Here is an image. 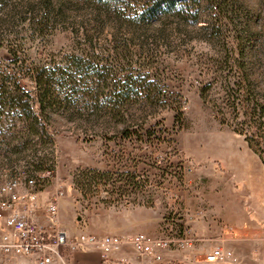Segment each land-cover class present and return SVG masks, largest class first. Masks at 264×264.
Wrapping results in <instances>:
<instances>
[{
    "label": "rangeland",
    "instance_id": "1",
    "mask_svg": "<svg viewBox=\"0 0 264 264\" xmlns=\"http://www.w3.org/2000/svg\"><path fill=\"white\" fill-rule=\"evenodd\" d=\"M155 1L0 0V72L27 90L35 86L15 74L13 51L24 67L81 55L151 83L111 114L96 108L103 82L89 73L80 106L51 112L44 132L23 134L21 120L3 119L0 170L51 171L34 190L46 208L65 201L73 234L98 235L135 206L156 209L161 232L187 231L184 192L192 193L189 179L216 147L246 145L264 160V0H179L180 13L136 21L135 9ZM89 169L113 174L76 185L75 173Z\"/></svg>",
    "mask_w": 264,
    "mask_h": 264
},
{
    "label": "crops",
    "instance_id": "2",
    "mask_svg": "<svg viewBox=\"0 0 264 264\" xmlns=\"http://www.w3.org/2000/svg\"><path fill=\"white\" fill-rule=\"evenodd\" d=\"M200 163L189 179L192 193L185 191L186 229L194 246L164 252L163 264H264V163L246 145H219ZM203 165V166H202ZM59 208L58 225L74 233L73 221ZM117 223L98 235L130 237L144 232L161 234L160 213L151 207H128L117 213ZM33 218L51 228L46 205L38 195V208ZM53 232L52 229H50ZM109 232V233H108ZM231 250L235 261L210 262L205 254L215 247ZM124 262H120V260ZM35 264L33 259L16 261ZM70 264H157L152 257L137 254L126 242L104 261L97 249L72 253Z\"/></svg>",
    "mask_w": 264,
    "mask_h": 264
},
{
    "label": "trees",
    "instance_id": "3",
    "mask_svg": "<svg viewBox=\"0 0 264 264\" xmlns=\"http://www.w3.org/2000/svg\"><path fill=\"white\" fill-rule=\"evenodd\" d=\"M184 6L179 0H156L140 10L135 9V20L144 23L151 22L165 14L180 13ZM12 57L15 74L31 80L35 89L27 90L16 75L6 71L0 72V128L2 130L4 128L3 119L9 117L23 122L20 133L37 135L47 130L45 119L49 121L51 112L60 109H75L80 106V93H83L81 80L84 79L85 74L97 77L100 82H103V88H100L102 91L98 93L95 106L106 108L111 114H119L127 110L134 96L151 88V83L147 82L146 77L139 79L131 74L125 77L118 76V72L115 74L112 65L104 63L93 65L81 55L68 56L61 63L47 61L36 64L32 62L33 65L28 67L20 63L17 52L13 51ZM24 68H27L26 71ZM242 106L245 107V104L243 103ZM124 116L114 117H118V122L126 123ZM262 127L263 124H261V130ZM13 128L17 126L14 125ZM121 132L124 136L133 135L128 127ZM249 146L258 152L253 143L249 142ZM27 172L30 174L29 171ZM112 174L110 171L96 169L79 170L74 175V182L76 185H82L88 175L91 176L87 177L88 180L96 181L106 177L110 179Z\"/></svg>",
    "mask_w": 264,
    "mask_h": 264
},
{
    "label": "built area",
    "instance_id": "4",
    "mask_svg": "<svg viewBox=\"0 0 264 264\" xmlns=\"http://www.w3.org/2000/svg\"><path fill=\"white\" fill-rule=\"evenodd\" d=\"M51 175L49 170L34 176L27 171L8 175L0 170V254L6 257L5 262L27 258L33 259L35 264H70L72 253L92 249L99 250L102 259L107 261L124 243L129 242L137 254L150 256L157 264H163L165 251L194 246V240L187 231L178 228L168 233L163 230L159 235L140 232L130 237L70 233L58 225V197L46 208L51 228L41 225L33 218L38 208V193L34 189L39 178ZM205 259L210 262L236 260L234 253L223 246L206 253ZM0 262L3 264V261Z\"/></svg>",
    "mask_w": 264,
    "mask_h": 264
}]
</instances>
